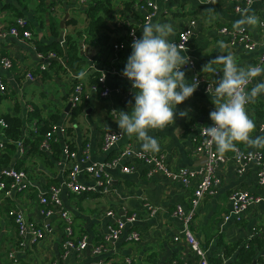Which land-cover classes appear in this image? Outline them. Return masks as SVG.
<instances>
[{"label":"crops","instance_id":"obj_1","mask_svg":"<svg viewBox=\"0 0 264 264\" xmlns=\"http://www.w3.org/2000/svg\"><path fill=\"white\" fill-rule=\"evenodd\" d=\"M147 2L155 4L157 10L145 25L144 18L150 11L146 8ZM89 4L90 0L83 3L77 0L0 1V34H3L0 54L12 63L9 70L0 66V76L6 85L5 94H0V120L10 116L22 121L18 139L22 149L13 142L15 151L11 163L0 169H16L19 165L18 170L25 171L32 183L11 197L0 192V264H13L10 254L24 264H123L127 258L131 264H195L193 254L179 234L181 222L173 213L176 206L189 208L196 181L185 187L159 173L148 175L149 167L142 162H126L134 167L133 173L124 174L120 167L105 171L111 180L106 194L69 193L62 187L70 165L62 156L63 145L67 144L78 158L84 159L83 168L92 165L100 168L130 147L163 156L167 168L174 172L200 170L205 154L196 151L199 131L216 122L228 98L193 86L191 72L183 70L182 65L186 60L193 61L194 73L213 85L242 80L259 63L264 52V6L253 1L236 12L235 6H244L243 0H110V9L105 15L107 28L97 34L103 38V46L81 44L86 62L82 70L74 71L66 61V36L70 33L75 39H81L75 32L83 30L81 21L84 22ZM18 19L26 21L31 33L29 40L8 33ZM70 19L78 20L76 30L68 25ZM52 27L55 33L51 32ZM222 28H245L254 43L253 49L231 45L229 37L220 34ZM184 30L190 31L187 48L170 52L168 45ZM131 31L139 38L135 46L127 44ZM35 43L44 46L56 43L62 55L43 62L37 56L40 52ZM113 44H123L125 48L114 51ZM149 52L154 57L143 76L150 84L163 82L170 88L169 95L160 96L153 104L142 102L143 88H132L127 80V76H134L143 67L139 57ZM48 53L53 52L42 54ZM43 63L46 69L40 71L38 66ZM102 72L107 75L104 82L110 92L107 97L89 90ZM27 73L34 79L29 80ZM77 84L83 86L89 99L82 100L78 105L79 114L71 117L65 108ZM248 94L244 123L236 134L221 128L214 142L217 152L229 155L237 144L242 150H260L264 155V64ZM160 117L166 118V124L155 127ZM56 125L64 127L66 133L58 136L59 140L50 150L32 144L35 138L30 135L32 129ZM109 131H119L122 137L105 151L102 138ZM4 139L7 138L0 128V141ZM215 174L220 180L216 194L202 198L190 231L205 251L209 264H237L239 247L230 254L227 248L235 244L247 248L249 243H252L253 257L248 264H259L264 261V202L250 206L239 223L232 219L223 223L222 218L229 211L231 192L243 190L264 198V187L258 185L252 165L238 174L235 164L227 160L217 166ZM77 182L93 186L95 180L82 172ZM52 185L61 187L62 204L72 217L73 237L84 236L87 240L82 252H69L65 258L61 249V220L57 215L44 216L38 200V194ZM12 209L20 210L29 222L44 231L42 241L31 243L30 236H26L25 247H20L21 238L7 215ZM109 211L121 217L136 214L137 221L127 224L119 239L96 255L93 249L102 244L107 225L112 221L107 215ZM133 232L139 234V241L131 239ZM254 232L258 235L252 237ZM176 236L178 241H174Z\"/></svg>","mask_w":264,"mask_h":264},{"label":"built area","instance_id":"obj_2","mask_svg":"<svg viewBox=\"0 0 264 264\" xmlns=\"http://www.w3.org/2000/svg\"><path fill=\"white\" fill-rule=\"evenodd\" d=\"M243 1L244 6H235L236 12L242 11L243 8H246V6L253 1H257L264 6V0ZM77 2L83 3V0H77ZM146 8L150 11L144 18V24L148 25L149 20L154 16L157 7L152 2H147ZM190 24L193 25L194 22H191ZM25 27L26 21L18 19L16 21V26L11 30H8V33L17 38L29 40L31 38V33L28 30H23L22 32L19 31V29H23ZM219 32L220 34L229 37L231 45H240L246 50L253 49L254 47V43L247 35L245 28L233 30L222 28ZM189 35V30L182 31L178 35V39L168 45L169 51L172 53L184 51L188 45ZM0 37H3V34H0ZM138 41V36L134 31H131L127 44L135 46L138 44ZM112 47L114 51L123 50L125 48L123 44H113ZM37 56L41 58L43 62L56 58L54 53H48L47 55L39 53ZM153 57V52L140 56L139 61L143 63V67L137 69L134 76H127V80L132 88H136L137 86H141L143 88L144 95L142 97V102L145 104H153L160 96H167L170 94V88L165 87L163 82L150 84L148 83L146 77L143 76L145 71L150 67ZM263 64L264 52L259 58V63L239 82L234 84L219 83L218 85H213L194 73L195 63L193 61L186 60L183 63L182 69L191 72V82L193 86L202 89L206 93L215 96L224 95L228 98L227 105L220 113L216 122L212 123L209 127L201 128L199 131L200 140L198 146L196 147V151L205 154V160L200 170L181 169L174 172L167 168L163 156L152 155L144 151H136L130 147H126L121 150L118 155L112 159V161L101 165L100 168H97L95 165L83 168L81 164L84 163V159L78 158L76 153L72 151L67 144H65L62 149V156L66 163L67 161L70 162V165L67 172V179L63 183L62 187H64L69 193L77 195L86 192L106 194L111 188V180L105 171L120 167L121 172L124 174L133 173L134 167L132 165H128L126 162H129V164L133 162H142L149 167L148 175L159 173L171 181L180 182L185 187L190 186L192 182L196 181L189 201V208L184 209L181 206H176L173 216L181 222L182 228L179 234L182 238H184L187 247L193 254L195 264H209L206 253L200 248L199 244L195 240L190 231V226L202 198L205 196H214L216 194L217 188L220 184V180L215 174L217 166L225 163L227 160H231L236 166L237 173L241 174L249 165H252L255 170V177L258 185L264 187V155L260 150H242L237 144H235L231 149V153L227 155L217 152L214 149V142L221 128L226 127L230 134H236L238 128L244 123V110L249 104L248 88L253 83L254 78L260 71V67ZM0 66L4 70L11 69V60L0 54ZM38 67L40 71H44L46 69L44 63ZM26 77L29 80L34 79L31 73H27ZM105 77H107V75L102 72L96 83L90 86L89 90L91 93L99 94L102 97L109 96L110 92L104 87ZM5 92L6 85L3 78L0 76V94L3 95ZM87 99H89V95L84 90L83 86L81 84L75 85L69 100L71 109L77 107L82 100ZM165 124L166 118L160 117L154 126L157 127ZM0 127L6 129L8 128V125L4 120H0ZM138 127L141 128L142 124L140 123ZM65 133V129L61 125L52 126L50 131L45 133V139L40 143V148L50 150L51 143L57 142V140H59L58 136L65 135ZM121 137L122 134L119 131L106 132L102 138L103 150L107 151L111 149L121 139ZM4 142H7V139L0 141V151L4 149ZM14 144L20 150L22 149L21 141L15 140ZM82 172H86L95 180L93 186H83L77 182V177ZM31 184L29 176L23 170H18L14 167H3L0 169V192H2L5 197H11L12 194L16 192L28 189L31 187ZM60 194L61 187L52 185L49 186L47 190L38 194V200L39 204L43 207L41 213L44 216L48 217L51 215H57L61 220L63 231L61 249L62 256L65 258L69 252H82L87 247V240L84 236L80 239H75L73 237L72 217L64 208ZM228 200L230 208L222 218L223 223L231 219L236 223L241 222L243 214L250 206L264 202L263 197L254 196L243 190H235L231 192ZM7 215L13 220L17 234L21 238L19 243L21 248L26 245V236H30L31 243H37L43 240L44 231L36 227L32 222H29L20 210H9ZM107 215L112 221L107 225L102 244L93 249V253L96 255L105 251V246L117 241L127 224H134L137 221L136 214H128L121 217L115 212L109 211L107 212ZM256 235H258V232H254L252 237ZM131 239L137 242L139 241L140 236L137 232H133L131 233ZM178 240L179 236L174 237V241ZM9 257L13 264H24L12 254H10ZM98 264H102V262ZM123 264H131V260L127 258L123 261ZM259 264H264V261Z\"/></svg>","mask_w":264,"mask_h":264},{"label":"trees","instance_id":"obj_3","mask_svg":"<svg viewBox=\"0 0 264 264\" xmlns=\"http://www.w3.org/2000/svg\"><path fill=\"white\" fill-rule=\"evenodd\" d=\"M2 1V0H0ZM110 9V0H90V4L86 11L84 12L85 18L83 23V30L75 32L79 40L75 39L72 34H67V54L66 61L67 65L74 69V71H80L83 69L84 63L86 62L84 56L80 54L82 51L81 44L83 47L91 46V47H101L103 46V38L99 37L97 34L100 29H106L105 15L108 13ZM68 25L72 26L74 30L79 25L78 20L70 19L68 20ZM54 27V26H53ZM52 27V33L54 32V28ZM23 30H28L27 25L23 29H19L20 32ZM102 38V39H101ZM36 49L40 53L53 52L57 57L62 55V50L58 44L53 43L47 46H44L41 43H35ZM82 47V48H83ZM54 64V63H52ZM71 117H76L79 114V107H75L71 109ZM8 125V128H1V132L5 138H7V142H4V149L0 151V167L1 166H9L11 163V156L15 151V146L13 142L18 140L21 137V128L22 121L17 117L4 116L2 118ZM36 131L30 132L31 137H35L32 141V144L35 147H39L42 140L45 139L43 135L46 132L50 131V128L43 127L34 129ZM58 141V140H57ZM56 142H52L51 145ZM50 145V149H51ZM3 152V153H2ZM20 169L19 165H16V169ZM259 241V240H258ZM259 244V243H258ZM239 247V262L237 264H248L252 261L253 251H252V243H249V246L246 248L245 245L235 244L229 248H227V254H230V251Z\"/></svg>","mask_w":264,"mask_h":264},{"label":"water","instance_id":"obj_4","mask_svg":"<svg viewBox=\"0 0 264 264\" xmlns=\"http://www.w3.org/2000/svg\"><path fill=\"white\" fill-rule=\"evenodd\" d=\"M61 25H62V24L60 23V28H62ZM80 54H82V51L80 52ZM70 110H71V104L68 103L67 106H66V108H65V112L68 113Z\"/></svg>","mask_w":264,"mask_h":264},{"label":"rangeland","instance_id":"obj_5","mask_svg":"<svg viewBox=\"0 0 264 264\" xmlns=\"http://www.w3.org/2000/svg\"><path fill=\"white\" fill-rule=\"evenodd\" d=\"M59 26H60V23H59Z\"/></svg>","mask_w":264,"mask_h":264}]
</instances>
